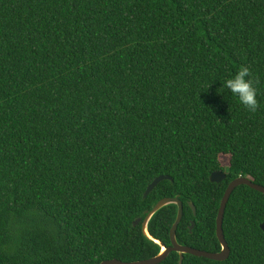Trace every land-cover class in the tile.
Here are the masks:
<instances>
[{
	"label": "trees",
	"instance_id": "1",
	"mask_svg": "<svg viewBox=\"0 0 264 264\" xmlns=\"http://www.w3.org/2000/svg\"><path fill=\"white\" fill-rule=\"evenodd\" d=\"M241 65L255 113L221 88ZM240 176L264 185V0H0V264L157 256L134 222L174 197L179 243L218 252ZM177 214L160 209L150 235L172 245ZM263 221L264 193L238 186L229 258L183 264H264Z\"/></svg>",
	"mask_w": 264,
	"mask_h": 264
},
{
	"label": "water",
	"instance_id": "2",
	"mask_svg": "<svg viewBox=\"0 0 264 264\" xmlns=\"http://www.w3.org/2000/svg\"><path fill=\"white\" fill-rule=\"evenodd\" d=\"M226 178H227V174H226V172H224L222 170L213 172L210 176V180L214 183H221ZM166 179L173 180V178L169 175L158 176L148 186V188L144 194V198H146L161 181L166 180ZM240 185H248L257 191L264 193V185H261V184L254 182V180L251 177L240 176V177L234 179L233 181H231V183L227 187V190L223 196V199H222L221 205H220V209H219V213L217 216V236H218V239H219L221 246H222V249L220 251L211 252V251H206V250H202V249H197V248H194V247H191L188 245L180 244L178 239H177V230H178V227H179V225L182 222V219L184 217V204L181 201V199L178 197L163 198L153 207L152 210L147 211V215H146L145 219L138 218L134 222L135 226L139 225L142 222L143 230H144L145 234L150 239L154 240L155 242L159 243L162 246L161 252L157 256L151 257L149 259L138 260V261H133V262H125V261H122L119 259H109V260L103 261L101 264H160L173 251L180 253V260H179L178 264H183L185 254H192L195 256H199V257H206L208 259L217 260V261H223V260L228 259L230 254H231V249H230V246H229V244L226 240L225 234H224V228H223L224 218H225L226 207H227V204L230 200V197H231L233 191ZM169 204H177L178 205V214H177L176 221L174 222L173 227L171 229L172 245L166 246L162 241L155 239L153 236L150 235V233L148 231V224H149L150 220L152 219V217L160 209H162L163 207H165ZM191 206L193 207L194 213L196 215L197 210H196L195 205L193 203H191ZM194 227H195V222L193 221L192 225L190 227L191 231L194 229ZM261 229L264 231V221L261 224Z\"/></svg>",
	"mask_w": 264,
	"mask_h": 264
},
{
	"label": "clouds",
	"instance_id": "3",
	"mask_svg": "<svg viewBox=\"0 0 264 264\" xmlns=\"http://www.w3.org/2000/svg\"><path fill=\"white\" fill-rule=\"evenodd\" d=\"M223 89L233 97L239 105L255 113L260 107L258 101V91L255 87L253 75L249 67L241 65L234 74H231L228 78L222 82Z\"/></svg>",
	"mask_w": 264,
	"mask_h": 264
},
{
	"label": "rangeland",
	"instance_id": "4",
	"mask_svg": "<svg viewBox=\"0 0 264 264\" xmlns=\"http://www.w3.org/2000/svg\"><path fill=\"white\" fill-rule=\"evenodd\" d=\"M220 161L224 167H228L230 164V155H221Z\"/></svg>",
	"mask_w": 264,
	"mask_h": 264
},
{
	"label": "flooded vegetation",
	"instance_id": "5",
	"mask_svg": "<svg viewBox=\"0 0 264 264\" xmlns=\"http://www.w3.org/2000/svg\"><path fill=\"white\" fill-rule=\"evenodd\" d=\"M219 171V170H218ZM216 172V171H215Z\"/></svg>",
	"mask_w": 264,
	"mask_h": 264
}]
</instances>
